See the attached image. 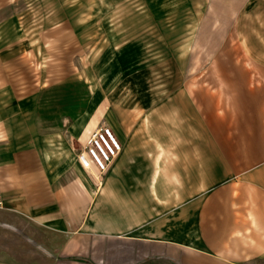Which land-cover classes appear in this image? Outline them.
<instances>
[{"label": "rangeland", "instance_id": "1", "mask_svg": "<svg viewBox=\"0 0 264 264\" xmlns=\"http://www.w3.org/2000/svg\"><path fill=\"white\" fill-rule=\"evenodd\" d=\"M3 31L28 52L16 79L39 107L79 99V118L50 139L58 174L78 167L83 136L107 123L140 141L191 142L193 156L206 144L208 174H191L204 190L264 184V0H0ZM34 228L0 208V264L44 262Z\"/></svg>", "mask_w": 264, "mask_h": 264}, {"label": "crops", "instance_id": "2", "mask_svg": "<svg viewBox=\"0 0 264 264\" xmlns=\"http://www.w3.org/2000/svg\"><path fill=\"white\" fill-rule=\"evenodd\" d=\"M16 48L8 31L0 33V208L42 235L41 264L264 259V184L229 179L209 190L193 185V165L200 167L198 180L208 174L206 144L199 143L201 152L194 155H204L202 165L192 160L191 142L140 141L137 133L109 124L123 150L100 188L77 156L70 175L53 170L50 139L79 118V99L61 94L53 97V108L39 107L43 100L30 82L22 88L16 79L29 66L28 52ZM42 138L45 146L37 142Z\"/></svg>", "mask_w": 264, "mask_h": 264}, {"label": "built area", "instance_id": "3", "mask_svg": "<svg viewBox=\"0 0 264 264\" xmlns=\"http://www.w3.org/2000/svg\"><path fill=\"white\" fill-rule=\"evenodd\" d=\"M122 150V143L114 129L109 124L102 123L88 134L83 147L77 153V160L96 182H100ZM1 206L2 200L0 199Z\"/></svg>", "mask_w": 264, "mask_h": 264}]
</instances>
